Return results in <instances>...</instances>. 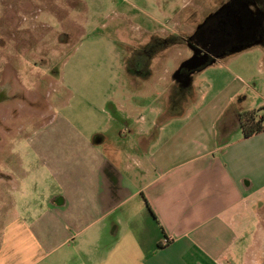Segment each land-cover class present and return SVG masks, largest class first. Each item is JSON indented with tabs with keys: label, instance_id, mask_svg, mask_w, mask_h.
<instances>
[{
	"label": "crops",
	"instance_id": "obj_1",
	"mask_svg": "<svg viewBox=\"0 0 264 264\" xmlns=\"http://www.w3.org/2000/svg\"><path fill=\"white\" fill-rule=\"evenodd\" d=\"M256 49L264 74V39L221 59ZM195 75L192 100L162 121L161 108L149 120L115 102L136 142L65 129L56 145H34L30 161H7L0 264H264V130L244 137L237 120L257 109L253 89Z\"/></svg>",
	"mask_w": 264,
	"mask_h": 264
},
{
	"label": "rangeland",
	"instance_id": "obj_2",
	"mask_svg": "<svg viewBox=\"0 0 264 264\" xmlns=\"http://www.w3.org/2000/svg\"><path fill=\"white\" fill-rule=\"evenodd\" d=\"M212 8L211 0H0V86L14 95L0 104V170L12 159L30 161L40 141L56 145L65 129L71 139L95 129L114 132L120 127L107 115L117 100L149 120L151 110H181L171 74L187 59L184 43L168 49L146 81L127 72L119 51L129 40L188 34L189 17ZM258 51L220 58L195 81L214 80L217 89L245 81L258 108L255 93L264 94ZM194 92L185 98L192 100Z\"/></svg>",
	"mask_w": 264,
	"mask_h": 264
},
{
	"label": "flooded vegetation",
	"instance_id": "obj_3",
	"mask_svg": "<svg viewBox=\"0 0 264 264\" xmlns=\"http://www.w3.org/2000/svg\"><path fill=\"white\" fill-rule=\"evenodd\" d=\"M213 8L203 17L198 14L191 18L193 30L190 33L173 32L165 36H150L143 41L129 40L120 49L119 57L127 72L138 76L141 80L151 79L153 68L165 58L167 50L183 43L188 50L187 58L193 53L201 56L208 55L204 66L194 70L179 68L181 60L173 69L174 92L178 93V101L184 103L185 94L192 92L191 80L209 61L214 62L236 48L244 47L257 40L264 39V0H211ZM176 70H178L176 72ZM133 76V77H134ZM171 85V86H172ZM10 95L5 87L0 86V104L10 101ZM116 106V103L115 105ZM181 110L168 109L165 114L157 115L162 121L168 114L179 113ZM108 122L115 123L114 135L121 146H127L129 141L136 142L139 136L134 134L135 127L127 110L116 106L109 112ZM101 133L95 134L94 140L99 141ZM146 140V139H145Z\"/></svg>",
	"mask_w": 264,
	"mask_h": 264
},
{
	"label": "trees",
	"instance_id": "obj_4",
	"mask_svg": "<svg viewBox=\"0 0 264 264\" xmlns=\"http://www.w3.org/2000/svg\"><path fill=\"white\" fill-rule=\"evenodd\" d=\"M237 120L244 137L264 130V106L257 109H242L237 113Z\"/></svg>",
	"mask_w": 264,
	"mask_h": 264
},
{
	"label": "water",
	"instance_id": "obj_5",
	"mask_svg": "<svg viewBox=\"0 0 264 264\" xmlns=\"http://www.w3.org/2000/svg\"><path fill=\"white\" fill-rule=\"evenodd\" d=\"M241 48H236L233 51H239ZM208 61V55L207 54H202L201 56H198L196 54H192L189 58L183 60L180 65L179 68H186L188 70H194L197 69L201 66H204L206 64V62ZM214 60L209 61L208 64L213 63ZM176 70V72L178 71ZM173 77H175V73L173 74Z\"/></svg>",
	"mask_w": 264,
	"mask_h": 264
}]
</instances>
